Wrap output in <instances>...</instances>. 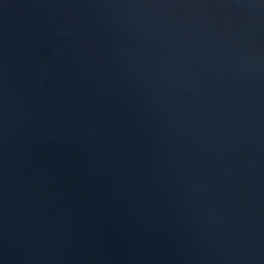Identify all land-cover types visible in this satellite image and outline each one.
I'll use <instances>...</instances> for the list:
<instances>
[{"label":"water","instance_id":"water-1","mask_svg":"<svg viewBox=\"0 0 264 264\" xmlns=\"http://www.w3.org/2000/svg\"><path fill=\"white\" fill-rule=\"evenodd\" d=\"M0 264H264V0H0Z\"/></svg>","mask_w":264,"mask_h":264}]
</instances>
